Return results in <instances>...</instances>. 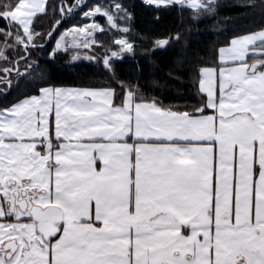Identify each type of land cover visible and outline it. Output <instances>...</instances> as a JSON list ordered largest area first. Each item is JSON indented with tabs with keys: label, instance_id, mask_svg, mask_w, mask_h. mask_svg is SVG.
Segmentation results:
<instances>
[{
	"label": "snow or ice",
	"instance_id": "1",
	"mask_svg": "<svg viewBox=\"0 0 264 264\" xmlns=\"http://www.w3.org/2000/svg\"><path fill=\"white\" fill-rule=\"evenodd\" d=\"M140 5L191 23L140 29L136 0H0V264H264V0ZM249 16L209 51L190 40ZM174 43L184 91L146 90L138 50L154 64Z\"/></svg>",
	"mask_w": 264,
	"mask_h": 264
},
{
	"label": "trees",
	"instance_id": "2",
	"mask_svg": "<svg viewBox=\"0 0 264 264\" xmlns=\"http://www.w3.org/2000/svg\"><path fill=\"white\" fill-rule=\"evenodd\" d=\"M224 5H227L231 0H222ZM137 5V27L143 29L146 25L153 26L154 34H164L169 31L182 32L186 25L191 23L188 14L185 13L181 16L176 9H169L167 11H161L159 13L160 20L158 22H153V10L144 8L140 5V0H136ZM236 10L229 7H221L220 15L221 18L224 16L235 15ZM101 23H103V18H99ZM255 17H244L239 20L233 21L229 26V31L224 33H217L212 31V26L214 24L213 20H204L199 26V34H193L190 36V40L200 47L203 51H209L211 45L215 43L222 42L227 35L232 31L235 32H245L253 27V21L256 20ZM195 31V30H194ZM135 39V37H130ZM101 39L108 42L107 37H101ZM51 44L49 45V47ZM182 43H174L171 47L166 50L156 51L151 59L155 62L154 64H149L143 54L138 50L136 60L140 61V64L145 69V79L141 81L145 85L146 90H152L158 93H162L163 96L173 97L177 91L183 92L185 84L178 81L171 80L167 76L169 68L173 66V61L175 60L178 52L182 49ZM85 67H87V62H85ZM135 65L132 62V58L129 56L126 58L125 62L119 65L122 74H127L128 69L134 68ZM70 79H82V77H77L75 74H69ZM155 80L156 83H151ZM167 102V101H166Z\"/></svg>",
	"mask_w": 264,
	"mask_h": 264
}]
</instances>
